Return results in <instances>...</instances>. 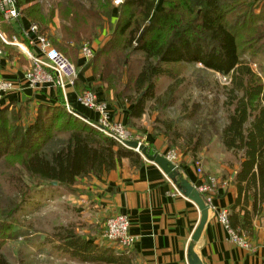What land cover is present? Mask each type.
Here are the masks:
<instances>
[{
  "label": "trees",
  "instance_id": "1",
  "mask_svg": "<svg viewBox=\"0 0 264 264\" xmlns=\"http://www.w3.org/2000/svg\"><path fill=\"white\" fill-rule=\"evenodd\" d=\"M96 2L99 10L91 1L85 6L82 0H58L47 9L39 0H16L22 14L38 27V33L67 59L76 57L81 45L94 39L101 25L97 12L107 6L106 1L104 5ZM109 2L110 17L115 11L117 22L110 39L94 53L91 65L105 90L115 91V96L129 104L130 121L143 117L149 101L160 107L165 104L155 95L160 77L174 82L166 91L169 105L173 104L182 83L174 79L173 70L178 66L197 64L228 78V84L222 86L225 117L219 140L237 164L236 170L234 164L229 167L238 195L227 214V226L239 238H252L253 220L264 205V76L251 69V61L243 56L250 51L253 61L264 52L253 50L264 43V0H123L116 10ZM55 12L59 27L51 34ZM144 26L147 30L136 44ZM137 53L142 57L134 61V67L131 60ZM25 105L0 108V249L5 242L2 229H11L8 221L29 201L25 197L27 179L52 188H73L79 179L110 173L123 160L136 168L143 164L138 153L60 105H38L47 116L38 115L31 125L23 127L17 124V111L10 114L8 109ZM180 111L186 113L188 108L181 106ZM164 124L163 132L155 134H162L171 150L182 141L179 155L194 158L202 144L200 137L193 143L194 138L184 128L171 121ZM11 194L13 199L9 198ZM45 243L51 251L67 255L72 264H135L127 250L102 246L75 232L72 226L58 228ZM29 248L38 250L32 245ZM0 264L11 263L0 255Z\"/></svg>",
  "mask_w": 264,
  "mask_h": 264
},
{
  "label": "crops",
  "instance_id": "2",
  "mask_svg": "<svg viewBox=\"0 0 264 264\" xmlns=\"http://www.w3.org/2000/svg\"><path fill=\"white\" fill-rule=\"evenodd\" d=\"M112 17L116 18L115 11ZM33 25L23 14L15 22L0 16V80L11 84L10 91L3 95L0 108L23 103L34 107L40 104L64 107L66 104L78 116L91 122L96 118L95 113L83 108L77 101L83 90L91 89L97 100L105 102L110 109L111 120L127 126L135 135L137 133L139 141L147 146L149 152L165 156L171 151L165 139L157 136L152 129L142 130L129 124L137 121L143 123L144 115L140 120L130 121L129 104L108 94L100 77L93 73L92 65L85 63L79 55V50L72 59L78 74L72 86H67L64 91L46 84L30 87L24 73L30 68L31 62L24 51L41 59L36 34L31 30ZM104 32L101 31V36L90 42L94 53L107 42L103 40ZM218 148V154L203 149L194 158L178 154L176 166L179 173L196 189L209 179L215 181L208 219L197 242H192L191 237L199 223L200 211L175 190L156 165L142 157L143 164L138 168L131 166L128 160H123L106 175L89 177L91 181L81 179L82 184H85L86 197L95 203L101 218L105 220L114 214L127 217L128 231L133 238L127 252L132 254L135 264L264 263V205L262 213L253 220L252 238L241 237L244 244L234 242L231 232L219 221L221 213L230 212L238 193L231 183L234 177L232 171L237 169V164L233 159V169H230L228 162L224 161L225 156L230 155L225 152L221 140ZM197 162L202 169L200 175L195 172ZM100 244L107 246L102 242Z\"/></svg>",
  "mask_w": 264,
  "mask_h": 264
},
{
  "label": "rangeland",
  "instance_id": "3",
  "mask_svg": "<svg viewBox=\"0 0 264 264\" xmlns=\"http://www.w3.org/2000/svg\"><path fill=\"white\" fill-rule=\"evenodd\" d=\"M90 1L94 4L95 9L98 8L99 10L100 5L96 2L97 0H82V3L87 6ZM105 1L107 4L105 10L97 12L101 15V25L97 28L94 39L101 36V31H105L103 40L108 41L115 29L117 20L110 17L109 0H100V3L104 5ZM113 1L111 0L112 6H114ZM39 2L44 8L48 9L58 0H39ZM55 20L58 21L56 12L52 19L54 27L50 26L51 34L59 27V21L56 23ZM257 48L264 51V43L257 45L253 50ZM249 53L250 51H247L243 57L251 61V69L257 73H262L264 76V52L259 54L253 61L250 59ZM141 57L142 55L139 53L134 55L131 64L136 67L134 61L139 60ZM68 59L73 63V56ZM173 71H175L174 79L182 80L174 94L173 104L169 105L166 99L168 96L166 91L167 87L173 85L174 82L167 77H160L156 81L155 95L157 97L161 96L165 104L160 107V105L151 101L147 102L143 123L136 120L137 122H131L130 124L142 130L150 128L154 133H161L165 129V121H171L177 127L184 128L187 135L194 138L192 139L193 143L197 142V137H200L202 144L197 149L196 154H199L203 149L218 154L220 152V148H218L219 128L224 123L225 117L222 107L224 100L222 86L227 84L223 80L224 76L207 72L197 64L181 65ZM112 91L108 94L115 96L117 93ZM181 106L187 107L188 112L182 113L180 111ZM14 109L20 115L18 117L20 122L17 124H21L23 127L31 125L38 115L47 116V113L40 111L38 106L10 107L8 109L9 113L13 114ZM193 111L195 112L192 115ZM60 137L63 138L64 136L61 135ZM136 137H139L137 133ZM170 139L171 137L168 135L167 140ZM182 143V141H179L178 148H173L178 154L183 152L180 147ZM225 157L227 159L225 158L224 161L230 165L233 162V157ZM86 179L91 181L89 177ZM26 182L29 188L25 193V197L29 201L14 219L8 221V224L12 226L11 229H5V231L2 229L1 232V235H4L5 242L0 249V255L7 258L11 264H18L20 260L24 261L23 264H72L67 255L62 252L51 251L49 245L45 243L48 238L54 236V232L60 227L72 226L75 232H79L96 243H101L98 238L101 236L100 227L104 219L98 215L95 203H91V199L86 197L85 184H82L81 179L76 182L73 188H52L47 183H36V181L28 179ZM32 183L33 185H31ZM0 185L3 184L0 183ZM12 196L13 194L9 198L13 199ZM8 202L7 200L6 203ZM12 204H16V202ZM29 245L36 247L38 250L30 249Z\"/></svg>",
  "mask_w": 264,
  "mask_h": 264
},
{
  "label": "built area",
  "instance_id": "4",
  "mask_svg": "<svg viewBox=\"0 0 264 264\" xmlns=\"http://www.w3.org/2000/svg\"><path fill=\"white\" fill-rule=\"evenodd\" d=\"M114 6L117 8L123 3V0H114ZM0 16L9 21L15 22L22 16L21 9L17 5L16 0H0ZM31 30L36 34L35 40L38 43L40 57H34L27 51L24 54L31 62L30 68L24 73L25 80L29 83L30 87H37V85L46 84L64 91L67 86H72L74 80L77 78V70L75 65L70 62L65 56L58 52L51 41L44 35L38 33L37 26L33 25ZM2 53L0 52V55ZM79 55L83 58L85 63L91 64L94 58V51L91 43H83L79 49ZM225 84H228V78L224 77ZM11 84L3 79L0 80V103L3 99L5 92L10 91ZM78 103L85 109L92 110L95 113V120L86 121L90 126H94L103 132L108 138L110 137L115 142L122 144L126 141H139V137L127 127L118 122L111 120L110 109L107 107L105 102L98 101L95 92L91 89H86L81 95L78 96ZM71 114H78L75 110L71 109L68 105H64ZM142 143V142H140ZM173 164L178 163V153L174 150L169 151L165 156ZM196 174L200 175L202 169L197 162L195 167ZM215 186V181L209 179L207 183L200 185L197 191L202 195L205 203L209 205L212 191ZM219 221L224 225L225 228L231 232L227 226V213L223 212L219 215ZM129 221L126 216L120 214L111 215V217L105 219L100 227L99 237L100 242L105 243L107 246H114L123 250H128L133 242V238L130 235ZM234 242L244 244L243 239L237 237L231 232ZM264 262V261H263ZM264 264V263H263Z\"/></svg>",
  "mask_w": 264,
  "mask_h": 264
},
{
  "label": "water",
  "instance_id": "5",
  "mask_svg": "<svg viewBox=\"0 0 264 264\" xmlns=\"http://www.w3.org/2000/svg\"><path fill=\"white\" fill-rule=\"evenodd\" d=\"M148 26H144L139 35L137 36L136 44H139L142 36L146 32ZM82 120H86L85 117L79 115ZM123 145L128 147L129 149L133 150L134 152L138 153L143 160H147L148 162L153 163L156 165L163 174L168 177V179L173 184L175 190L179 193L188 198L200 211V219L199 223L196 227V230L191 237L192 242H197L201 232L203 231V227L208 219L209 213V205H207L202 197V195L197 191V189L192 186L178 171V168L175 164L170 162L166 159L163 155H159L154 153L152 155L148 154L147 146L140 142L131 140L123 142ZM55 185V184H53Z\"/></svg>",
  "mask_w": 264,
  "mask_h": 264
}]
</instances>
